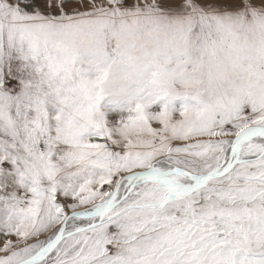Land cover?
Listing matches in <instances>:
<instances>
[{"label": "snow or ice", "instance_id": "1", "mask_svg": "<svg viewBox=\"0 0 264 264\" xmlns=\"http://www.w3.org/2000/svg\"><path fill=\"white\" fill-rule=\"evenodd\" d=\"M0 264H264V0H0Z\"/></svg>", "mask_w": 264, "mask_h": 264}]
</instances>
